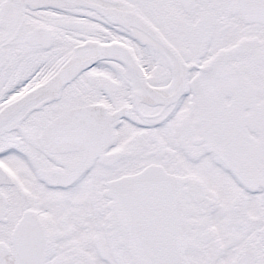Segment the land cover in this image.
Instances as JSON below:
<instances>
[{"label":"snow or ice","instance_id":"1","mask_svg":"<svg viewBox=\"0 0 264 264\" xmlns=\"http://www.w3.org/2000/svg\"><path fill=\"white\" fill-rule=\"evenodd\" d=\"M0 264H264V0H0Z\"/></svg>","mask_w":264,"mask_h":264}]
</instances>
